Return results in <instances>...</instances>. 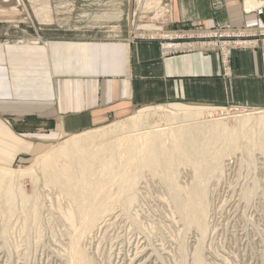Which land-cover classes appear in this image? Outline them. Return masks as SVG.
<instances>
[{
    "label": "crops",
    "instance_id": "1",
    "mask_svg": "<svg viewBox=\"0 0 264 264\" xmlns=\"http://www.w3.org/2000/svg\"><path fill=\"white\" fill-rule=\"evenodd\" d=\"M7 1L0 0V165L137 107L264 108V36L256 34L264 0H161L164 37L142 28L131 36L33 41L10 25L18 14ZM245 30L255 34H239ZM216 31L236 35L217 39Z\"/></svg>",
    "mask_w": 264,
    "mask_h": 264
},
{
    "label": "rangeland",
    "instance_id": "2",
    "mask_svg": "<svg viewBox=\"0 0 264 264\" xmlns=\"http://www.w3.org/2000/svg\"><path fill=\"white\" fill-rule=\"evenodd\" d=\"M145 1L24 0L27 9L19 0H9L4 4L9 9L17 8L16 21L10 25L18 26L25 40L131 36L142 32H131L132 29L142 28H152L143 32L154 37L167 36L162 31L168 20L165 1L148 0L154 3L152 11H143ZM33 10H36L35 14L47 11L53 21H40L31 16ZM176 111H202L199 121L206 123L217 119L234 127L239 118L264 111V108L137 107L127 116L102 126L65 132L66 137L61 133L42 153L28 160L9 166L0 165V168L24 169L32 173L19 182L27 195L37 191V209H40L37 210L38 222L29 219L28 215L23 229L20 227L25 217L20 211L15 213L8 221L5 240L1 234L4 224L0 220V264H67L68 227L55 208L57 205L66 206L67 201L58 188L44 182L39 164L54 143L93 129L111 130L144 114L147 119L140 124L139 130L126 127L120 132L109 133L108 141L144 132L148 126L149 129H164L168 127L166 114ZM251 154L250 160L253 161H248V154L242 150L224 156L222 172L207 179V230L202 237L194 225L185 226L175 212L169 188L160 174L154 175L144 169L137 183L136 200L128 210L124 212L123 204L114 203L111 215H105L100 220L103 222L84 237L82 245L86 254L94 264H194L198 250L204 264H264V145L261 150L253 149ZM177 172L180 185H192L194 171L189 166L180 164ZM245 189H253L254 193L247 198Z\"/></svg>",
    "mask_w": 264,
    "mask_h": 264
},
{
    "label": "bare ground",
    "instance_id": "3",
    "mask_svg": "<svg viewBox=\"0 0 264 264\" xmlns=\"http://www.w3.org/2000/svg\"><path fill=\"white\" fill-rule=\"evenodd\" d=\"M19 1L23 4L24 0ZM145 2L143 11L151 10L154 3ZM35 12L33 10L31 16L40 21H53L47 11ZM201 112H169L165 117L167 128L149 129L148 126L144 132L108 141L109 133L120 132L126 127L139 130L140 124L147 119L144 114L111 130L93 129L54 143L44 153L46 157L39 163L44 182L58 188L67 201L66 206L55 207L58 216L68 227L67 264H94L82 245L84 237L103 222L100 220L105 215H111L114 203L120 202L123 211L128 210L136 200L137 183L144 169L154 175L160 174L159 177L166 182L174 203L172 207L184 225H194L200 237L205 234L207 179L215 173L219 175L224 156L237 150L245 151L248 161H253L250 160L253 149L261 150L264 145V111L244 115L234 127L217 119L201 122ZM66 136L64 133L62 137ZM180 164L194 171L192 185L182 186L178 183L177 169ZM28 175L32 173L24 169L0 168V220L4 224L1 230L4 240L8 221L18 211L25 217L21 229L26 227L28 215L29 219L38 222L37 191L27 195L19 182ZM245 190L247 198L254 193L253 189ZM194 264H204L198 250Z\"/></svg>",
    "mask_w": 264,
    "mask_h": 264
},
{
    "label": "built area",
    "instance_id": "4",
    "mask_svg": "<svg viewBox=\"0 0 264 264\" xmlns=\"http://www.w3.org/2000/svg\"><path fill=\"white\" fill-rule=\"evenodd\" d=\"M241 33L239 34H244L245 36H252L251 33L254 32L255 34V31H240ZM256 34L258 37H261V36H264V28H260L256 31ZM213 37H216L217 39H221V38H225V37H229V36H234L236 35V33L234 32H226V31H216L214 33L211 34ZM203 37V35H201ZM241 43V42H240ZM221 45V44H219Z\"/></svg>",
    "mask_w": 264,
    "mask_h": 264
}]
</instances>
